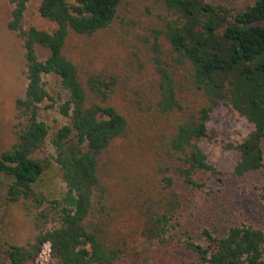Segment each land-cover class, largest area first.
<instances>
[{
  "label": "trees",
  "instance_id": "16d2710c",
  "mask_svg": "<svg viewBox=\"0 0 264 264\" xmlns=\"http://www.w3.org/2000/svg\"><path fill=\"white\" fill-rule=\"evenodd\" d=\"M6 1L7 28L21 40L27 81L15 101L22 122L10 148L0 151L6 199L43 203L33 186L52 162L35 154L48 138L74 199L55 209L50 228L39 223L48 221L46 214L36 216L34 241L1 251V264H34L47 243L54 264H149L183 211L175 177L199 189L200 175H219L198 142L220 104L251 127L233 146V176L264 175V0L243 7L157 0L160 11L150 24L127 20L126 0H40L38 14L54 25L51 31L26 26L30 0ZM120 29L135 38L129 65L137 62L138 77L123 76L127 64L111 71L108 58L96 69L85 55L76 62L65 52L72 36L113 34L119 41ZM49 75L59 79L66 97L56 108L69 121L51 135L40 119L41 104L53 101L43 81ZM202 236L204 245L186 240L180 264H264L259 228L240 224Z\"/></svg>",
  "mask_w": 264,
  "mask_h": 264
},
{
  "label": "rangeland",
  "instance_id": "374dc122",
  "mask_svg": "<svg viewBox=\"0 0 264 264\" xmlns=\"http://www.w3.org/2000/svg\"><path fill=\"white\" fill-rule=\"evenodd\" d=\"M204 1L214 4L223 3L233 7H243L252 3V0ZM39 3L40 0H30L25 12V24L51 31L54 25L38 14ZM11 8L6 0H0V151L10 148L14 142V131L19 129L22 122V119L17 118L19 113L15 110V101L23 97L27 82L21 40L15 32L7 28ZM124 9L123 14H126L127 20L142 21L143 24H150L160 11L157 0H126ZM135 31H141L139 25ZM114 38L113 34H104L90 39L72 36L65 52L76 62L85 55L87 59L92 60L91 67L96 69L106 67L108 58L111 71L113 68L117 69L127 64L123 76L138 77L137 62L133 66L129 65L135 38L133 39L132 35L127 36L122 29H120L119 41ZM125 54L129 56L124 59ZM37 55L40 60H44L48 53L37 48ZM145 56L146 54L140 53L141 62L146 61ZM116 57H118L117 63L114 61ZM86 62L88 63V60ZM145 74L147 76V72ZM43 81L53 101H45L41 104L40 119L47 124L51 135L60 126L69 122L67 118L59 114L56 108V105L62 103L66 96L56 76H45ZM52 102H55V106L46 109ZM250 128L244 118L235 115L224 105L220 104L213 109L207 123L206 136L198 142V145L219 175L209 173L200 175L198 178L204 185L199 189H193L183 182L182 178L175 177V186L184 197L183 211L180 213L181 217L177 220V224L167 235L165 243L157 248L154 246L153 250L157 252L149 264H180L181 260L187 256L183 249L188 238L198 245L205 244L203 230H208L215 235L224 233L230 226L246 224L259 228L264 233V201L260 197L261 189L264 187V175L257 171L242 178H236L232 173V167L237 160V153L233 146L250 131ZM49 140L50 138L35 154L39 159H48L52 162L50 168L33 186L36 196L44 199L41 205H37L33 200L8 202L6 199L8 180L0 175V264L3 259L1 251L10 245L28 247L34 241L37 234L34 223L36 216H39L41 212L46 214L48 221L45 222L42 219L39 223L44 224L45 228H50L54 225L52 220L55 209L60 206H72L74 195L62 182L59 169L51 159L54 156V150ZM53 202H58L60 205ZM34 264H54L45 247L42 248Z\"/></svg>",
  "mask_w": 264,
  "mask_h": 264
},
{
  "label": "built area",
  "instance_id": "2783aa9c",
  "mask_svg": "<svg viewBox=\"0 0 264 264\" xmlns=\"http://www.w3.org/2000/svg\"><path fill=\"white\" fill-rule=\"evenodd\" d=\"M43 247H45L46 249H47V253H48V255L50 256V245L47 243V244H44L43 246H42V248ZM42 248H41V251H42ZM41 251H40V253H41ZM40 253L38 254V256L40 255ZM38 256H37V258H38Z\"/></svg>",
  "mask_w": 264,
  "mask_h": 264
}]
</instances>
